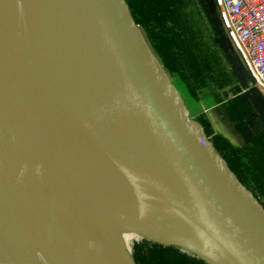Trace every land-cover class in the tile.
Wrapping results in <instances>:
<instances>
[{
    "label": "water",
    "instance_id": "1",
    "mask_svg": "<svg viewBox=\"0 0 264 264\" xmlns=\"http://www.w3.org/2000/svg\"><path fill=\"white\" fill-rule=\"evenodd\" d=\"M205 1L237 81L222 96L251 97L253 79ZM38 103L68 107L227 264H264V206L190 117L126 0H0V264H96L79 258L92 247L82 235L55 237L65 208L36 187L47 174Z\"/></svg>",
    "mask_w": 264,
    "mask_h": 264
},
{
    "label": "bare ground",
    "instance_id": "2",
    "mask_svg": "<svg viewBox=\"0 0 264 264\" xmlns=\"http://www.w3.org/2000/svg\"><path fill=\"white\" fill-rule=\"evenodd\" d=\"M37 105L30 115L42 121L38 152L47 174L36 187L49 186L65 208L67 216L55 224V237L66 244L80 234L92 243L79 254L82 261L133 264L129 244L144 237L227 264L151 186L133 179L124 170L131 169L125 160L111 154L68 107Z\"/></svg>",
    "mask_w": 264,
    "mask_h": 264
},
{
    "label": "rangeland",
    "instance_id": "3",
    "mask_svg": "<svg viewBox=\"0 0 264 264\" xmlns=\"http://www.w3.org/2000/svg\"><path fill=\"white\" fill-rule=\"evenodd\" d=\"M193 5L190 3L192 10L190 17L184 16L185 20H181L185 24L198 21V31L200 30L201 36L206 39L207 48L210 51L207 52L208 56L206 55L208 62L213 69L215 81L220 85L217 90L204 87L199 91L201 71L205 72L204 67L201 71L191 73L188 68L172 72L163 65L161 58L166 52L165 49H172V47L177 49V40H175L177 32L174 27L169 29L165 25V19L160 17L155 21H150L146 29L147 33L152 36L151 39L156 49L153 48L152 42L148 41L141 25L137 24L149 51L183 96L190 117L203 124L204 128L207 126L208 138L214 143L217 152L225 159L242 184L264 206V191L260 187L256 173L259 172L260 176L264 177V128L262 126L264 92L253 87L251 97L242 94L229 98L232 99L233 104L226 109L227 100L223 98L222 92L233 87L237 81L224 54L213 41L216 30L211 17L204 12L195 13ZM157 13L161 14V12ZM168 61L173 62L172 58ZM236 113L239 120L234 121ZM17 126L19 125H15L16 128ZM129 251L133 264H218L175 244L168 245L160 241H150L144 237L133 239L129 244Z\"/></svg>",
    "mask_w": 264,
    "mask_h": 264
},
{
    "label": "trees",
    "instance_id": "4",
    "mask_svg": "<svg viewBox=\"0 0 264 264\" xmlns=\"http://www.w3.org/2000/svg\"><path fill=\"white\" fill-rule=\"evenodd\" d=\"M131 14L135 21L141 25L143 29V33L147 36L148 41L152 42L153 48H155L154 43L152 41V36L147 33L146 29H148V24L151 21H155L162 17L165 19V25L171 29L175 28L177 32V37L175 40L177 49L166 48L161 58V62L165 67L174 72L177 69L184 70L188 68L191 73L194 71H201V68H205V72L201 71V86L200 89L204 87L208 89H219L220 85L215 81V77L213 75V69L209 64V60L207 59V42L204 37L201 36L200 30L198 31V21L195 22H187L186 24L182 22L181 19H184V16L188 18L190 17V3H194L195 13H207L209 16V12L207 9L205 0H126ZM157 9V10H156ZM157 12H161L158 14ZM211 17V16H210ZM185 20V19H184ZM188 20V19H187ZM191 21V20H190ZM168 50V51H167ZM207 55V56H206ZM183 56V57H182ZM179 57V58H178ZM172 58L173 62H169L168 59ZM207 69V70H206ZM200 73V72H199ZM196 75V74H194ZM198 91V92H199ZM233 104L232 99L227 100L226 109L230 108ZM234 121L239 120V117L236 113V118ZM207 126H205L206 129ZM207 133L208 130L206 129ZM209 135V134H208ZM257 173V177L259 179L260 187L264 191V177L260 176L259 172Z\"/></svg>",
    "mask_w": 264,
    "mask_h": 264
},
{
    "label": "built area",
    "instance_id": "5",
    "mask_svg": "<svg viewBox=\"0 0 264 264\" xmlns=\"http://www.w3.org/2000/svg\"><path fill=\"white\" fill-rule=\"evenodd\" d=\"M222 27L253 85L264 92V0H214Z\"/></svg>",
    "mask_w": 264,
    "mask_h": 264
}]
</instances>
